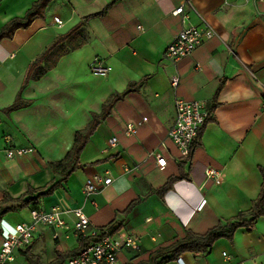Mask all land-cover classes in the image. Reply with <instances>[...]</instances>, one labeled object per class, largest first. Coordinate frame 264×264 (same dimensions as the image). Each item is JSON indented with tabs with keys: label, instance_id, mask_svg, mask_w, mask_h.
<instances>
[{
	"label": "crops",
	"instance_id": "obj_1",
	"mask_svg": "<svg viewBox=\"0 0 264 264\" xmlns=\"http://www.w3.org/2000/svg\"><path fill=\"white\" fill-rule=\"evenodd\" d=\"M34 1L0 0V28ZM189 1L182 20L173 14L182 0H52L43 17L0 40V244L2 228L28 222L34 206L63 211V225H40L31 244L14 252L12 264H49L56 249L78 248L75 208L91 228L110 227L115 235L137 239V248L117 254V264H136L189 229L204 232L250 208L260 190L258 168L264 167V0ZM99 12L83 21L84 44L21 88L29 64L56 36ZM53 17L61 19V27ZM200 18L216 35L175 63L164 58L174 35L183 26L199 25ZM94 59L109 67L106 75L91 72ZM175 72L179 80L173 87ZM19 92L24 105L5 112ZM116 94L78 159L64 173L54 171L51 164L66 155L75 132ZM175 97L204 100L210 111L188 162L179 161L167 138ZM142 117L146 120L138 124ZM128 122L135 124L133 135L124 132ZM16 146L34 151L6 158L5 149ZM150 149L165 158L164 166ZM209 167L217 171L216 180H206ZM181 173L187 178L163 195L156 192ZM95 175L111 181L86 196L84 183ZM53 184L36 205L1 212L20 196L32 198ZM4 194L9 199L4 201ZM233 262L264 264V216L250 231L240 227L231 240L217 239L206 253L186 252L166 264Z\"/></svg>",
	"mask_w": 264,
	"mask_h": 264
},
{
	"label": "built area",
	"instance_id": "obj_2",
	"mask_svg": "<svg viewBox=\"0 0 264 264\" xmlns=\"http://www.w3.org/2000/svg\"><path fill=\"white\" fill-rule=\"evenodd\" d=\"M190 3L189 0H182V3L175 8L173 14L181 15L185 18L183 5ZM53 21L59 27L62 21L59 17H53ZM216 35L213 27L203 18H200L199 25L183 26L172 38L171 42L164 50V58L175 63L181 57L188 56L191 52L204 41ZM90 70L95 75H106L109 67L94 59L90 64ZM178 74L175 72L170 75V83L173 87L178 84ZM174 120L167 132V138L172 141L179 152V161L188 162L191 157V147L197 136L198 130L210 116L208 105L204 100H184L175 97L174 101ZM264 106V100L262 102ZM146 117H142L138 124L144 122ZM126 135L135 134L134 122H128L125 128ZM110 144L116 142V138L110 139ZM164 143L160 142V145ZM33 147H8L5 149V156L8 159L24 156L33 153ZM157 158L159 167L164 166L165 158L154 150H149ZM218 173L214 168H207L205 171L206 180H216ZM111 181L110 177H101L98 175L88 177L83 186V193L90 196L95 193L102 185H107ZM63 211L58 206H53L49 210L32 209L28 222L18 223L10 228H2V242L0 244V264H12L14 261V252L25 249L31 244L35 231L40 225H63ZM74 223L73 229L80 237H90L81 250L74 256L68 257L64 264H117V254L124 248H137L138 241L128 234L112 233L109 228H91L88 217L80 208L73 210ZM223 256L228 258L226 253ZM229 264H243L242 262H233Z\"/></svg>",
	"mask_w": 264,
	"mask_h": 264
},
{
	"label": "trees",
	"instance_id": "obj_3",
	"mask_svg": "<svg viewBox=\"0 0 264 264\" xmlns=\"http://www.w3.org/2000/svg\"><path fill=\"white\" fill-rule=\"evenodd\" d=\"M50 1L52 0H35L22 16H14L9 19L0 28V40L10 38L17 28L27 27L33 19L43 17L45 9ZM98 14H101V12L85 16L83 20L74 25L68 31L56 36L55 39L52 40L29 64L21 88H23L30 80L36 81L42 78L57 64L62 56L84 44L85 38L80 30L84 25L83 21L88 19L90 16H96ZM117 97H119V94L111 97L106 102V104L103 105L101 114L93 115L91 123L86 126V128L83 130H77L75 132L73 144L66 155L61 160L51 164V167L54 171L60 170L62 173H64L78 159V156L86 144L89 136L93 133L97 121L107 112ZM23 105L24 102L21 100L19 92L14 102L10 106L4 108V111L9 113L22 107ZM209 117L198 130L197 136L192 143L191 154L193 147L200 140V136L206 123L210 120ZM258 170L261 175L260 190L256 198L252 201V204L248 210L239 212L234 217L225 220L224 223L216 224L204 232H197L195 230L189 229L182 238L156 247L148 253L145 259L137 262L136 264H166L170 261L176 260L180 255L186 252L195 254L206 253L217 239L226 238L231 240L236 229L244 227L246 230L250 231L254 227L256 219L259 216H264V167H259ZM183 178H187V175L181 173L178 176L168 177V179L161 186L156 188V192L159 195H163L172 188L173 184L177 180ZM54 186L55 184H53L45 192L40 191L32 198L24 199L26 195H22L14 200V202L17 203L16 205L3 207L1 212L4 214L9 211H16L17 209L24 208L31 203L36 205L39 198L51 192ZM7 199H9V197L4 194L3 200L5 201ZM2 203L3 201L0 202V207ZM32 209H37V207L34 206ZM104 228L111 229L110 227ZM90 239V237H80V244L78 248L70 252H61V250L56 249V259L49 264H60L64 261V258L76 255L81 250L83 245L89 242ZM36 264L38 263L36 262Z\"/></svg>",
	"mask_w": 264,
	"mask_h": 264
}]
</instances>
